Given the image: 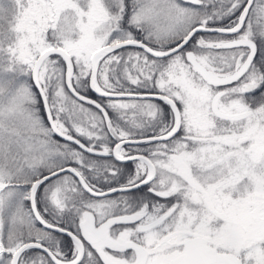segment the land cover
Wrapping results in <instances>:
<instances>
[{
  "label": "snow or ice",
  "instance_id": "snow-or-ice-1",
  "mask_svg": "<svg viewBox=\"0 0 264 264\" xmlns=\"http://www.w3.org/2000/svg\"><path fill=\"white\" fill-rule=\"evenodd\" d=\"M0 264H264V0H0Z\"/></svg>",
  "mask_w": 264,
  "mask_h": 264
}]
</instances>
